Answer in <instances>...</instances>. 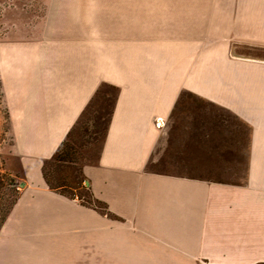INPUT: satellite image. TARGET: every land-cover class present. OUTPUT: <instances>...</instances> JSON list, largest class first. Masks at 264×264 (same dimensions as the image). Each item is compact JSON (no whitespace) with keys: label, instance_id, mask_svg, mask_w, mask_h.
Returning a JSON list of instances; mask_svg holds the SVG:
<instances>
[{"label":"crops","instance_id":"crops-1","mask_svg":"<svg viewBox=\"0 0 264 264\" xmlns=\"http://www.w3.org/2000/svg\"><path fill=\"white\" fill-rule=\"evenodd\" d=\"M250 4L223 11L201 43L190 12L174 40L158 31L110 69L83 17L46 53L14 57L0 80L19 194L0 264H264V57L232 51L264 50V0ZM103 83L118 94L99 157L82 166L93 206L52 189L43 167ZM212 110L253 127L241 182L215 166L214 135L199 133Z\"/></svg>","mask_w":264,"mask_h":264},{"label":"rangeland","instance_id":"rangeland-1","mask_svg":"<svg viewBox=\"0 0 264 264\" xmlns=\"http://www.w3.org/2000/svg\"><path fill=\"white\" fill-rule=\"evenodd\" d=\"M253 0H0V73L14 64L15 56L46 53L54 39L66 37L71 30L70 18L83 17L86 31L96 30L100 38L103 68L110 69L116 56L131 53L142 43L152 45L158 31H166V41H172L175 31L182 28L179 18L197 17L199 43L213 29V20L222 12H238L249 8ZM241 8V9H239ZM75 12V13H71ZM220 28V27H219ZM215 30V31H216ZM220 30V29H219ZM150 32V37L147 35ZM217 33V32H216ZM150 40V41H148ZM156 43V42H155ZM87 45L89 42L87 41ZM233 52L252 56L264 50L243 43ZM118 88L103 83L71 133L61 155L65 162H50L46 166L49 181L70 196L83 202H93L83 182L82 166L96 162L107 132ZM201 112V111H200ZM213 120L199 126V133L215 137V166H228L232 181L247 178L253 163V127L241 125L221 111L212 110ZM12 142L7 106L0 80V224L19 192V180L9 172L6 161ZM264 153V142L261 143ZM264 162V157H263ZM220 175L221 174H215ZM76 188V189H75Z\"/></svg>","mask_w":264,"mask_h":264},{"label":"trees","instance_id":"trees-1","mask_svg":"<svg viewBox=\"0 0 264 264\" xmlns=\"http://www.w3.org/2000/svg\"><path fill=\"white\" fill-rule=\"evenodd\" d=\"M83 114H84V113H83ZM82 116H83V115H82ZM82 116H81V117H82ZM80 119H81V118H80ZM80 119H79V121H80ZM79 121L77 122V124L79 123ZM77 124L75 125V127L77 126ZM75 127L73 128V130L75 129ZM107 128H108V127H107ZM73 130L71 131V133L73 132ZM71 133L68 135L67 139H65V140L62 142V144H61L59 150L56 152V154L53 156V158H52L51 160H49L48 162H46L45 165H44V167H43L44 176H45V179H46L47 183L49 184V186H50L52 189L57 190V191H59V192H61V193H63V194H66V195H69V194H67L66 192L61 191V190L59 189V187H66L67 184H66L65 182H62V183L59 182V185H54L53 183H51V182L49 181L48 174H47V172H46V166H47L50 162L61 163V162H65V161L67 160V159L65 158V156H62V155H61V152H62L63 147L66 145L67 140L69 139ZM83 177H84V176H83ZM83 182H85V178H84ZM81 187H84V188L88 189L87 186H86L85 184L83 185L82 183L79 185V187H76V188H81ZM76 188H75V189H76ZM89 192H90V191H89ZM18 194H19V192H18ZM90 195H91V198L93 199V196H92L91 193H90ZM69 196H70V195H69ZM17 197H18V195H17ZM17 197H16L15 200L13 201L11 207L13 206V204L15 203V201L17 200ZM92 201H93V200H92ZM84 203L87 204V205H93V206L98 205L97 202H84ZM11 207H10L9 210L7 211V214L5 215V217L3 218V221H4L5 218L7 217V215H8V213H9ZM3 221H2V223H3ZM2 223L0 224V226L2 225Z\"/></svg>","mask_w":264,"mask_h":264}]
</instances>
